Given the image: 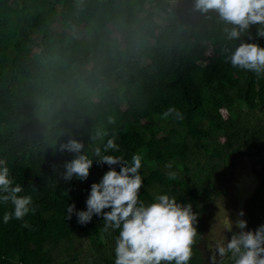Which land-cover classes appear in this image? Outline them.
Segmentation results:
<instances>
[{
    "label": "trees",
    "instance_id": "16d2710c",
    "mask_svg": "<svg viewBox=\"0 0 264 264\" xmlns=\"http://www.w3.org/2000/svg\"><path fill=\"white\" fill-rule=\"evenodd\" d=\"M11 1L0 0V156L10 168L13 186L20 184L24 189L18 195L32 196L35 212L0 224V264H67L77 232L91 236L97 246L99 259L93 264H114L119 230L105 231L102 216L93 215L86 225L78 223L76 216L87 210L91 185L99 183L110 166L94 161L86 180H64V165L75 154L61 152L59 146L69 138L81 141L94 160L100 159L93 155L97 147L101 156L122 155L129 164L132 155L140 154L141 201L149 204L156 195L168 194L176 196L178 203H191L202 239L197 238L190 264H207L205 215L225 194L231 163L238 155L257 157L264 152V123L245 125L237 106V115L224 118L218 97L226 95L237 105L264 111V74L257 76L226 62L223 49L234 48L236 42L227 40L226 25L213 11L195 10L198 18L194 19L173 10L165 0H152L183 29L175 37L160 36L154 46L146 47L148 19L134 24L127 9L132 0H64L75 23H94L100 29L89 49L85 41L75 44L68 33L49 29L43 13L31 12L36 0H24L20 11ZM190 3L194 7V0ZM22 12L26 19L19 25ZM121 23L128 30L124 48L112 45L105 31ZM257 28L253 25L251 38L243 39L264 47ZM36 32L42 33V53L54 56L53 66L32 56L29 44ZM208 41L213 42L212 55L205 50ZM144 55L150 63L140 67ZM201 60L203 69L194 70L193 64ZM80 88L98 91L100 101L81 97ZM210 98L214 105L207 108ZM122 99L128 104L125 109L120 106ZM169 107H175L183 119L175 113L164 118ZM106 114L111 115L110 125L101 135L95 127ZM156 116L160 119L155 120ZM181 129L203 131L206 137L181 136ZM109 139L115 140L119 151L103 150ZM169 163L171 168L166 167ZM261 163L264 180V159ZM111 167L120 170V165ZM171 173L175 179H169ZM263 191L264 182L246 205L249 231L256 230ZM71 204L75 212L67 219ZM5 212H14V206L0 200V215ZM25 222L28 227H23ZM101 232L105 245L97 244ZM62 256L66 259L61 261Z\"/></svg>",
    "mask_w": 264,
    "mask_h": 264
},
{
    "label": "clouds",
    "instance_id": "9594fccd",
    "mask_svg": "<svg viewBox=\"0 0 264 264\" xmlns=\"http://www.w3.org/2000/svg\"><path fill=\"white\" fill-rule=\"evenodd\" d=\"M194 9L204 14L213 11L226 25L227 40L236 42L234 48L223 49L225 60L231 67L257 76L264 74V47L243 39L251 38L253 25H258L257 37H264V0H194ZM173 113L177 119H183L175 107H169L163 117ZM84 149L85 145L75 138L60 144L59 151L75 154V158L64 165L63 179L86 180L94 161L110 166L100 182L91 185L87 210L76 212V216L81 225L91 222L93 215L102 216L105 231L119 230L115 238L114 264H190L197 238L202 239L196 227L198 214L193 211L191 203L181 204L176 196L158 194L154 202L145 204L140 199V190L144 187L139 171L142 167L140 154L132 155L129 164L122 155L101 156L99 147L93 155L100 159L94 160ZM103 150L119 151V146L114 139H109ZM114 165H120V170L111 167ZM166 167L172 165L169 163ZM175 178L176 174L171 173L169 179ZM13 184L10 168L0 161V193L4 194L0 200L14 206V212H5L4 223L13 217L23 220L27 214L35 212L32 196L18 195L24 189L20 184ZM74 212L75 204L68 205L67 219H71ZM239 215L243 216L244 212ZM28 226L27 222L23 224V227ZM234 226L241 231L234 233L227 243L224 235L222 241L214 238L213 228L215 245L210 246L214 248L213 264H216L217 254L221 258L230 256L233 264H264V225L255 231H244L247 221L238 219L233 222L223 207V233L232 232Z\"/></svg>",
    "mask_w": 264,
    "mask_h": 264
},
{
    "label": "rangeland",
    "instance_id": "374dc122",
    "mask_svg": "<svg viewBox=\"0 0 264 264\" xmlns=\"http://www.w3.org/2000/svg\"><path fill=\"white\" fill-rule=\"evenodd\" d=\"M165 1L169 2L173 10L183 11L190 18H198V14L196 13L194 7H192L190 0ZM11 5L16 10L20 11L24 8V0H12ZM127 9L133 16L134 24H137L143 18L148 19V27L145 37L146 47L154 46L157 42V38L160 36L165 38L175 37L183 29L182 26H178L173 23L169 16L164 14L158 7L155 6L154 1L152 0H132L128 3ZM31 12L43 13L46 17V24L49 29L68 33L71 37V41L75 44L83 40L86 42V46L89 49L92 48L96 37L100 33V29L94 23L89 25L75 23L73 17L67 13L64 0H36ZM25 19L26 12H22L19 25H23ZM105 31L112 45H119L121 48L125 47L128 30L123 23H121L119 26L109 25L106 27ZM41 38V32H36L32 36L33 41L29 44L32 50V56L37 59L44 60L47 66H53L56 63L53 54L51 52H48L46 55L42 53ZM204 44L207 54H214V49L212 46L213 42L208 41ZM191 45H194V41L191 43ZM149 63V58L144 55L142 57L140 67ZM204 66L205 62L201 60L193 64V69L199 71L203 69ZM92 67L93 64H90L89 68ZM138 70L139 68L137 71ZM232 75L233 77L236 76L234 72H232ZM117 84H120V80L117 82ZM78 90L81 97L88 96V98L94 102L100 101L98 91H89L83 88ZM213 105L214 100L212 98L206 101L207 108H210ZM218 105L219 111L226 119L230 115L235 116L237 113H239V111L236 109L237 106L242 112V122L245 125L252 126L258 123H264V111H260L258 109L249 110L245 104L237 105V103L231 102L229 97L226 95L218 97ZM120 106L123 109L127 108L128 104L125 99L120 101ZM110 116L107 114L101 116L99 123L95 127V132H98L101 135L104 134L103 132L105 128L110 125ZM159 119L160 116L155 117V120ZM179 132L181 133V136L188 135L192 139H201L206 137L205 133L199 130L185 131L181 129ZM224 140L225 138H222V141ZM261 159H264V152H262L261 155L257 157H251L249 154L245 153L235 157L231 163V172L226 185V192L222 197L218 198L212 204L211 208L205 215L207 232L203 237V243L207 264H213L212 257L214 254V248L210 246L215 245V240L213 239L214 227V238L218 241H222L224 235L226 238L225 243L231 239L234 233L241 231V229L234 226L232 232L223 233V207L226 209L233 222L238 219L246 220V204L264 182L259 172L262 166ZM0 161H3L2 156H0ZM184 168L187 170L189 166L185 164ZM200 206H203V204H200ZM104 211H106V209ZM241 211L244 212L243 216L239 215ZM3 217L4 215L1 214L0 224L4 221ZM244 231H249L248 226L244 229ZM106 243V236L103 232H101L97 236V244L105 245ZM96 249L97 246L93 244V239L91 236L77 232L74 236V249L71 253L73 257L71 259H66L64 256H62L60 257V260L62 261L63 259H66L68 262L67 264H93L96 262V259H99L98 255H96ZM106 250L108 252V248ZM230 260V256L221 258L218 254L216 255V264H228Z\"/></svg>",
    "mask_w": 264,
    "mask_h": 264
},
{
    "label": "built area",
    "instance_id": "2783aa9c",
    "mask_svg": "<svg viewBox=\"0 0 264 264\" xmlns=\"http://www.w3.org/2000/svg\"><path fill=\"white\" fill-rule=\"evenodd\" d=\"M261 225H264V203L262 204V209L257 214L256 229ZM228 264H233V262H228Z\"/></svg>",
    "mask_w": 264,
    "mask_h": 264
},
{
    "label": "flooded vegetation",
    "instance_id": "af4514ba",
    "mask_svg": "<svg viewBox=\"0 0 264 264\" xmlns=\"http://www.w3.org/2000/svg\"><path fill=\"white\" fill-rule=\"evenodd\" d=\"M249 200H250V199H249ZM249 200H248V201H249ZM247 203H248V202H247ZM246 205H247V204H246Z\"/></svg>",
    "mask_w": 264,
    "mask_h": 264
},
{
    "label": "crops",
    "instance_id": "0c3cea01",
    "mask_svg": "<svg viewBox=\"0 0 264 264\" xmlns=\"http://www.w3.org/2000/svg\"><path fill=\"white\" fill-rule=\"evenodd\" d=\"M248 226V225H247Z\"/></svg>",
    "mask_w": 264,
    "mask_h": 264
}]
</instances>
